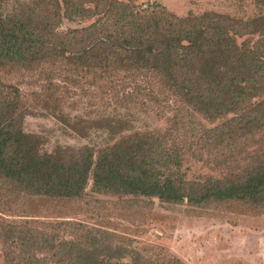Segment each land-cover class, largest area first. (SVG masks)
I'll return each mask as SVG.
<instances>
[{
  "label": "trees",
  "instance_id": "trees-1",
  "mask_svg": "<svg viewBox=\"0 0 264 264\" xmlns=\"http://www.w3.org/2000/svg\"><path fill=\"white\" fill-rule=\"evenodd\" d=\"M2 3L0 207L21 196L82 199L92 181L96 193L192 205L240 201L264 212V13L250 20L217 12L179 16L160 2L137 0H23L12 10ZM257 4L264 9V0ZM64 19L90 23L62 30ZM248 34L258 38L240 40ZM36 72L42 88L33 98L67 124L62 110L72 88L103 81L111 83L101 87L105 94L153 105L167 127L130 133L96 154L90 146L41 151L39 137L23 129L33 113L26 93L1 78ZM97 121L114 133L125 123ZM211 156L222 173L189 178L185 165ZM114 237L80 222L0 220L14 264L46 263L37 254L47 252L52 264H151L143 249ZM158 264L185 263L173 257Z\"/></svg>",
  "mask_w": 264,
  "mask_h": 264
},
{
  "label": "rangeland",
  "instance_id": "rangeland-1",
  "mask_svg": "<svg viewBox=\"0 0 264 264\" xmlns=\"http://www.w3.org/2000/svg\"><path fill=\"white\" fill-rule=\"evenodd\" d=\"M23 0H3L2 6L12 10ZM160 2L169 11L185 16L189 12L202 14L217 12L235 19L250 20L264 13L257 0H137L141 6ZM90 20L72 22L64 19L62 30L88 25ZM248 34L242 39L255 40ZM27 75H1L6 82L15 83L26 93L32 114L23 121L25 132L37 135L41 151L51 152L58 146H90L95 154L134 132H161L167 127L164 116L157 114L153 105L145 106L123 102L121 95L105 91L109 82L91 85L86 89L72 88L68 104L62 110L69 124L41 109L32 92L41 90L38 72ZM41 82V81H40ZM42 83V82H41ZM89 94L92 92V96ZM74 92H76L74 94ZM91 100V101H90ZM103 116L125 121L120 133L103 121ZM202 119V118H201ZM204 123L210 124L202 119ZM117 125L114 120L112 122ZM225 153L228 148L222 149ZM216 157L220 158L216 155ZM209 157V153L205 154ZM209 162L189 161L185 165L189 178L202 179L208 174L219 176L214 157ZM233 162V161H232ZM237 165L233 162L232 166ZM217 166V167H216ZM34 219L42 226L46 222H80L115 235V244H128L143 249L151 264L166 262L173 257L185 264H264V212L256 205L240 201L210 202L192 205L187 200L167 203L156 197L96 193L89 182L82 199L65 200L39 196H21L12 204L1 205L0 220ZM64 229V226L59 227ZM71 234L70 225L64 229ZM7 253V252H6ZM0 239V264H14L7 258ZM46 263L49 253L42 255Z\"/></svg>",
  "mask_w": 264,
  "mask_h": 264
}]
</instances>
